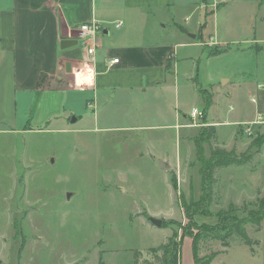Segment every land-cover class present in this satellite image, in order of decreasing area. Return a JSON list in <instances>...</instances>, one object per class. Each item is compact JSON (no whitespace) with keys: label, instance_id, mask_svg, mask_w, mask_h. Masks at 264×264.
Returning <instances> with one entry per match:
<instances>
[{"label":"rangeland","instance_id":"obj_1","mask_svg":"<svg viewBox=\"0 0 264 264\" xmlns=\"http://www.w3.org/2000/svg\"><path fill=\"white\" fill-rule=\"evenodd\" d=\"M205 1L212 5L213 0ZM177 6L168 11L176 9L183 17L189 15L187 23L179 18L176 21L192 30L199 13L192 14L191 6ZM159 16L166 17V12ZM206 20L210 30L212 17ZM175 26L168 23L160 39L173 40L170 32ZM155 27L150 16L141 23L130 19L127 30L137 40H151L155 38L139 39L140 32ZM253 52V60L250 51L235 50L204 61L198 65V75L189 79L197 89H203L207 87L205 80L217 82L220 73L232 77L216 94L213 117L231 121L238 112H253L254 104L241 82L252 78L253 70L256 81L264 78V52ZM187 88L181 77L168 91L147 89L117 93L114 98L96 96L84 112L63 108L49 126L38 125L35 98L24 119L25 130H21L23 120L18 116L15 128L7 122L0 124V264H98L99 254L104 264H134L135 251L141 259L152 260L149 248L165 242L171 228L178 229L176 223L164 225L186 221L181 198L187 201L200 196L201 163L192 138L206 118L199 115L192 119L189 115L196 125L189 133L158 126L178 121L194 104ZM11 91L6 84L0 94L6 97L0 101V110L9 119L14 114ZM252 93L257 101V91ZM72 117L75 122H71ZM235 128L230 123L217 127L215 140L203 144V158L209 157V147L215 145L228 150L234 147L237 154L245 152L256 132L264 136V123H246L233 141ZM160 154L173 158L170 164L164 161V169L170 168L167 172L161 170ZM260 156L258 164L229 165L217 172L218 187L209 213L199 221L213 224L219 208L243 198L254 201L257 186L264 189V149ZM150 218L159 219L160 226L153 225ZM245 230L257 243L249 246L233 233L226 251L218 253L211 264H264V218L258 230L252 224ZM217 250H222L218 240H203L197 255ZM175 261L193 264L190 238H183Z\"/></svg>","mask_w":264,"mask_h":264},{"label":"crops","instance_id":"obj_2","mask_svg":"<svg viewBox=\"0 0 264 264\" xmlns=\"http://www.w3.org/2000/svg\"><path fill=\"white\" fill-rule=\"evenodd\" d=\"M174 5L191 6L192 14L199 13L192 30L184 29L176 21L179 18L187 23L189 15L183 17L176 9L173 13L168 11ZM200 9L204 18L200 16ZM162 12H166V17L159 16ZM150 16L156 27L151 31L142 30L139 39H155L137 40L127 30L130 19L141 23ZM208 17H212L210 30ZM91 21L99 27L93 58L86 55L82 40L78 38L80 24ZM118 22L121 24L117 25ZM168 23L176 25L170 32L173 40H162L160 37L164 36ZM204 35L208 37L205 39ZM65 38L77 40V43L62 49L60 41ZM231 46H235L237 52L250 51L252 60L255 49L264 52V0H225L215 9L205 0H0V94L8 84L14 100L13 116L9 119L0 110V124L7 122L15 128L18 116L23 120L21 130H25L24 119L35 98L38 100L35 110L38 125L49 126L51 118L57 117L63 108L84 112L96 96L114 98L117 93L147 89L168 91L182 77L188 84V93L194 104L185 115L178 117V121L158 126L192 132L196 125L191 123L189 114L194 108L202 110L209 96L212 103L207 108L204 125H213L216 131L217 127L228 123L236 126L234 141V134L241 125L264 116V102L262 113L258 111V101L251 100L254 104L252 113L238 112L231 121H222L212 116V109L220 87L229 85L232 77H223L220 73L217 82L205 80L207 87L203 89H197L195 82H189L198 75L199 64L235 51ZM222 47L228 49L219 55H207L211 49ZM112 58H118V61L111 63ZM254 73L252 78L241 82L247 95L251 97L254 90L257 91L256 98L260 99L264 95V89L261 90L264 78L259 77L256 81L255 70ZM5 98L0 96V101ZM75 121L76 118L71 122ZM262 145L247 162L233 167L258 164L264 149ZM170 159L173 158L165 154L158 157L160 162L169 164ZM226 167L214 173V193L218 187L217 172ZM168 169L161 168L164 172ZM263 194L264 189L257 186L253 197ZM246 200L243 198L232 203L239 205Z\"/></svg>","mask_w":264,"mask_h":264},{"label":"trees","instance_id":"obj_3","mask_svg":"<svg viewBox=\"0 0 264 264\" xmlns=\"http://www.w3.org/2000/svg\"><path fill=\"white\" fill-rule=\"evenodd\" d=\"M222 4V3H221ZM220 5V4H219ZM218 5V6H219ZM228 47L214 48L207 52L208 56H215L225 52ZM202 93V92H201ZM258 100V111L263 112L262 104L264 95ZM211 98H206L205 107L202 109V119L206 117L207 108L211 105ZM216 130L213 125H202L200 131L192 138L197 158L200 161V196L196 199L189 198L187 201L181 198L184 218L186 221H168L164 227L176 223L178 229L171 228V234L166 241L157 246L150 247L152 260L141 259L139 251H135L134 264H177L175 261L176 252L180 249L183 238L191 239V251L193 264H211L212 259L220 252L226 251L229 246L228 239L233 233L240 235L242 241L247 245L257 243L252 241L245 230L247 224L256 226L258 230L264 218V194L257 196L252 202H242L237 205L228 203L227 206L219 208L215 213L216 221L213 224L199 221V217H205L209 213V207L214 198V184L216 183L215 171L228 165H240L247 162L255 152L259 150L264 142V136L258 135L251 139L245 152L237 154L234 149H226L215 145L209 147V157L202 156L203 144L209 145L216 138ZM252 149H254L252 152ZM173 185L175 186V179ZM203 240H218L222 250L212 251L206 255L198 256L199 242ZM254 251V250H252ZM98 264H104L102 254H99Z\"/></svg>","mask_w":264,"mask_h":264},{"label":"built area","instance_id":"obj_4","mask_svg":"<svg viewBox=\"0 0 264 264\" xmlns=\"http://www.w3.org/2000/svg\"><path fill=\"white\" fill-rule=\"evenodd\" d=\"M225 0H213L212 6L213 9H215L219 4L223 3ZM121 22H118L117 25H119ZM99 30V27L95 21L82 23L79 26L78 30V38L82 40V44L84 46L86 55L89 58H93V55L95 53V36L97 31ZM118 61V58H112L110 60L111 63H116ZM252 101H255L254 97H250ZM190 117L192 119H196L199 115H202V112L199 109H192L190 112ZM250 123H264V120L261 119V116H258L256 120L250 122Z\"/></svg>","mask_w":264,"mask_h":264},{"label":"water","instance_id":"obj_5","mask_svg":"<svg viewBox=\"0 0 264 264\" xmlns=\"http://www.w3.org/2000/svg\"><path fill=\"white\" fill-rule=\"evenodd\" d=\"M76 43H77V40H74V39H66L65 38V39H62L60 41V47L62 49H64V48H68L70 46H73ZM73 120H74V117L71 118V121H73ZM50 161L52 162V159H50ZM160 166H161V168H166L165 162H160ZM69 196H70V194L67 193V198H69ZM150 221L155 226H160V224H161V221L159 219H156V218H150Z\"/></svg>","mask_w":264,"mask_h":264}]
</instances>
